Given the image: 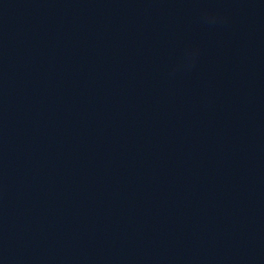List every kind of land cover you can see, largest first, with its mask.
<instances>
[{"label":"clouds","instance_id":"1","mask_svg":"<svg viewBox=\"0 0 264 264\" xmlns=\"http://www.w3.org/2000/svg\"><path fill=\"white\" fill-rule=\"evenodd\" d=\"M214 19V17H212Z\"/></svg>","mask_w":264,"mask_h":264}]
</instances>
